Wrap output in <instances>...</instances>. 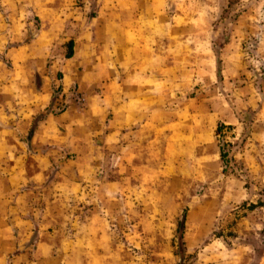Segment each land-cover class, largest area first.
Wrapping results in <instances>:
<instances>
[{"label": "rangeland", "instance_id": "obj_1", "mask_svg": "<svg viewBox=\"0 0 264 264\" xmlns=\"http://www.w3.org/2000/svg\"><path fill=\"white\" fill-rule=\"evenodd\" d=\"M0 13V264H264V0Z\"/></svg>", "mask_w": 264, "mask_h": 264}, {"label": "crops", "instance_id": "obj_2", "mask_svg": "<svg viewBox=\"0 0 264 264\" xmlns=\"http://www.w3.org/2000/svg\"><path fill=\"white\" fill-rule=\"evenodd\" d=\"M0 17H1V13H0ZM2 23L3 22H1V20H0V29H2ZM6 25H7V23H6ZM13 54H14L13 48H7L6 49V55H9V58H10V61H11V62L9 61L10 64L13 63V61H12V59H13L12 55ZM48 83L44 81V82H42L40 84V86H35V89L36 90L37 89H39V90L41 89L42 90L44 88H47V87L51 86L50 83L49 84ZM31 90H32V88H31L30 75L27 74V72H25V74H23L21 76H19V75L17 76L16 73H13V72H9V73L4 74V75L0 74V101L3 102L4 100L13 99V98H16V97H19V99H21V100H22V98H29ZM21 100H19V102ZM62 114L63 113H61V114H59L57 116H61ZM57 118L58 117H56V115H53V116L47 115L42 120L37 122L36 128L34 130V133L40 128V126L42 124H43V127H44L45 123H49L50 121L53 122L54 120H57ZM34 133H33V136H34ZM24 144L27 145L28 149H29L30 148V144H31V140H28Z\"/></svg>", "mask_w": 264, "mask_h": 264}, {"label": "trees", "instance_id": "obj_3", "mask_svg": "<svg viewBox=\"0 0 264 264\" xmlns=\"http://www.w3.org/2000/svg\"><path fill=\"white\" fill-rule=\"evenodd\" d=\"M67 53H66V58H70L73 54V41L69 40L67 43ZM44 118V117H43ZM43 118H34L33 124L31 125V128L28 131V137L31 136L36 128V124L38 121L42 120ZM220 125L218 127V131L220 130ZM222 154V153H221ZM184 226V216L182 217L181 221L178 224V233H179V242H178V254H182L183 248H184V242L182 240V229Z\"/></svg>", "mask_w": 264, "mask_h": 264}]
</instances>
